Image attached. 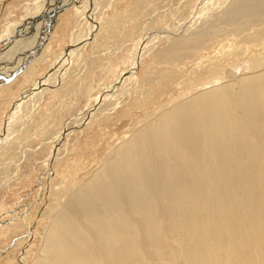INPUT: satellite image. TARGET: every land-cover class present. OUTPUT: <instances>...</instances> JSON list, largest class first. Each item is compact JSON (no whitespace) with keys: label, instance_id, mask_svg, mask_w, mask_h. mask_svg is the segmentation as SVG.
Instances as JSON below:
<instances>
[{"label":"bare ground","instance_id":"6f19581e","mask_svg":"<svg viewBox=\"0 0 264 264\" xmlns=\"http://www.w3.org/2000/svg\"><path fill=\"white\" fill-rule=\"evenodd\" d=\"M150 1L119 9V0H0V98L35 77L33 68L50 55L48 41L65 13L75 17L76 28L89 20L85 34H71L68 57L83 42L95 55L109 49L112 38L122 45L128 34L124 23L136 21ZM216 2L181 3L173 11L176 21L159 35L164 44L147 61L144 48L125 61L135 86L132 106L144 112L92 164L75 145L66 151L73 157L60 165L62 140L89 122L110 121L106 111L114 101L105 93L92 84L64 131L55 127L45 136L36 125L41 113L31 115L29 106L19 113L23 98L17 101L0 133V167L5 163L7 169V162L13 170L0 172L2 189L28 179L29 157L46 156L37 197L42 208L36 216L27 210L12 225L6 222L8 231L29 230L10 255L21 251L16 246L35 242L38 232L34 257L22 251L18 264H264V0ZM18 7H24L23 15L10 18ZM109 51L104 66L117 72L118 55ZM142 62L144 70L135 74ZM68 63L60 64V73ZM54 66L53 61L50 69ZM60 79L49 87H43L48 79L36 81L43 88L36 102L48 91L59 98L68 91V82Z\"/></svg>","mask_w":264,"mask_h":264},{"label":"rangeland","instance_id":"374dc122","mask_svg":"<svg viewBox=\"0 0 264 264\" xmlns=\"http://www.w3.org/2000/svg\"><path fill=\"white\" fill-rule=\"evenodd\" d=\"M119 1L123 5H121V7L120 8L118 7V8L122 9V8H125L128 4L132 5L133 3H135L134 4L135 6H138V3L140 0H131V1L130 0H119ZM127 1H128V3H126ZM185 1L186 0H176V4H175V0L174 1L173 0H153V1H150V4L147 7H145L144 10L142 9L143 11L139 10V12H140L138 14L139 18H137L136 21L133 20L135 17H132L133 19L132 18L129 20L127 19L126 23H124V24H127V26H126L127 31L126 32H128V34L126 33L127 35L124 36L126 41L122 45L115 46L113 44V41L116 40V38L115 39L112 38L113 40L110 39V40H112V43L107 44V48H109V49L102 50L99 54L95 53V55H94L92 52V49L90 48L91 44L88 43V45L85 44L86 45L85 46L83 44L87 43V42H83V44L78 46V48H77L78 52H77V54L75 53L76 56L73 54V55H71L70 58L68 57V54L66 53L65 50L67 48L66 46L71 43V34H73V31H75V30H77V32H79V33L82 32V34H85L86 32L83 33V30L85 31V29H86V31H88L87 27L89 26V23H88L89 20L86 21L85 19H82V21L80 22L81 26L79 24V27L76 28L75 17H73V15L69 12L65 13L63 16L60 17V25L57 27L54 34L51 35V38L48 41V44L50 45L49 50L51 51L50 55L45 57L44 60L38 61L37 62L38 64H36V66L33 68V70L37 69L36 70L37 72L34 73L35 77L33 79L32 78L29 79V81H26V83L23 85L22 88H20V89L18 88L17 90L15 89L13 91H10L11 93L9 95H11V97L7 96L6 98H0V133L2 132L3 127H5L6 123L9 122V120H11V117L13 115V111L15 110L14 108H15V106H17L16 105L17 101L20 100L21 98H23V105H22L23 107H22V109L18 108V110H21L19 113H22V114L26 113L27 112L26 108L28 106L31 108V112L33 113L31 115H34L38 112L41 113L40 115L38 113L36 116V120L38 119V116H39V119L37 120L36 125H40V127H38V128H39V130H43V135L49 134V131H54L55 127L57 129H59V127L60 128L64 127L62 130V131H64V129L66 128V125H68V123L74 119L73 115L75 117L74 111H75V108L77 107V105L79 106V105L85 104V98L84 97L86 96V93H88L89 88L93 84V85H95V86H92L93 88L94 87H95V89L99 88L98 94H101V93L104 94L105 93L103 96L107 98V101H109V100H111L112 102L114 101L113 106L109 107L110 110L106 111V114L108 113L109 114L108 116L111 119L108 122L106 121L104 125H99L96 122H91V123L89 122L88 126H85V127L83 126V128L82 129L79 128V130L77 129V131H75V133L72 132V134L66 138L64 136L63 137L64 140H62L63 143L61 142L64 146L62 147L63 151H62V155L60 157V159L62 158L61 159L62 162L60 163V165H62L65 158H67L68 156L73 157V155H68V153L70 154V152H71V147H72V149L74 148V150L76 147L78 152H79V149L82 148L83 152H84L83 153L84 158H86L87 159L86 161H90V163L92 164V161H93L92 159L94 157L96 159L100 158L105 153V151L113 144L114 139L117 136L122 135V133L132 125L134 120L139 119L141 117V114L144 112V110H142V107L135 106V105L132 106V101H133V98L135 96L134 95L135 93L133 92L135 90V86H133V84H132L133 82L130 83L131 80L129 79V77L127 75L128 73H126L129 70V67L125 68L126 66H128V64H126L125 61H127L130 58L129 57L130 55L133 54V55H135L134 57H136V55H138L140 52L141 53H142V51L144 52V49H145V51L147 49H149V52H151V53L150 54H149V52L145 53V55H144L145 57L144 58L142 57L144 61L145 60L147 61L150 58V55L152 54V52L158 46H161L162 44H164L165 41H163V40L165 38L164 39L159 38V35H161L163 33L162 29L167 27L166 25L168 22H170V20L174 21V22L176 21V19H175L176 15H173V11H175L177 6H179L181 3H184ZM200 1H202V0H200ZM200 1L197 0L198 3ZM217 3H218V0L215 3V6H217ZM141 8H142V6H141ZM23 9H24V7L21 9H20V7H18L17 10H19L18 11L19 13L16 14V16H13L15 12L10 13L12 15L9 17L10 18L21 17L24 13ZM17 10H15V11H17ZM95 12H97V10H95ZM135 14H137V13H135ZM135 14H133V16H135ZM66 23H68V24H66ZM44 29L45 28L43 27V30ZM117 29L121 30V32L123 31V28L119 27ZM129 33H132V34H129ZM121 35H122V33L117 34V38H119L118 40H120ZM152 39L154 41H152ZM156 42H157V44H156ZM219 44H220V42L216 43V45H217L216 47H219L220 46ZM81 46H84V47H81ZM112 49L115 50V56L118 55L117 57L114 58V62H113L114 66L118 65V67H119L117 69V72L114 69H113L114 71L112 69L111 70L107 69L108 61H109L108 60L109 58H107L108 57L107 53L110 52L109 50H112ZM119 49H121V50H119ZM134 51H136V52H134ZM62 52L63 53L65 52L64 56H63V57L66 56L65 58L62 57V55H63ZM137 52H139V53H137ZM59 54H61L60 56L62 58L60 56L58 57ZM101 58H103V59H101ZM95 59L98 61H96ZM99 59H101L103 61H101ZM53 61L56 65V66H54V68L55 67L56 68L51 70L50 64ZM64 62H69L68 66L66 68V71H62L60 73L59 72L60 71L59 66H61ZM105 64L107 65L106 68H105V66H106ZM72 65L74 68H72ZM142 65H143V62H142V64L140 63L138 69H135L138 72V73L136 72L135 74H140L141 70L142 69L144 70V68H142ZM69 66H71V68ZM148 66H147V68H145V71H147L149 69ZM68 67H69V69H68ZM57 69H58V71H56ZM119 69H121V70H119ZM107 70H109V71L107 72ZM64 72H66V73H64ZM120 72H122V74ZM72 73H74V75ZM105 73H106V75H104ZM107 73H108V75H107ZM65 74L67 77L65 76ZM40 79H43V80L48 79L44 83L43 87H49L57 79L63 80V82H68L69 90L65 91L60 98L58 96H54L53 93L52 94L48 93V92H50V91H48V92L42 94L43 99L41 98V101L38 103V102H36L37 98L39 96L37 93L41 94V90L43 88H40L41 90L37 89L38 87H35L34 84L36 81H38ZM50 81L52 83H50ZM57 83H55V84L57 85ZM74 86H76L75 87L76 90L73 88ZM168 87L170 88V86H168ZM32 88H34L33 91H32ZM26 89H27V92H25V94L22 95V93ZM95 91H97V90H95ZM174 94H177V91L174 90ZM24 95L26 97H23ZM34 95L37 97H35ZM131 95H132V97H130ZM33 96H34V98H33ZM130 101H131V103H130ZM25 102H27V103L25 104ZM35 102L37 104H35ZM64 105H66V107ZM32 106H33V108H32ZM112 108H114V109H112ZM43 114L45 115V117ZM43 117H44V119H43ZM94 117H96V116H94ZM94 117H93V119H94ZM56 118L57 119L60 118V119H58V121H57ZM54 121H55V123H53ZM42 122H43V124H42ZM36 125L34 127L35 130L32 129L33 134H34V132L38 131V130L36 131ZM51 128H53V130ZM84 129H86V130L84 131ZM66 140H69V141H66ZM78 144L79 145L81 144L80 148H79ZM86 144L89 146H87ZM66 145H67V147H66ZM85 146H87V147H85ZM45 157L46 156H42L41 158L38 157L36 159L33 158V156L29 157L30 160H27L25 163V168H27L26 173L29 174V176H27V178H28L27 180H25V179L23 180L22 179L23 177L16 179L15 181H13V184L8 189H2V187L0 186V220L3 221L5 219L4 223L0 221L1 222L0 223V229L3 228V229H1L2 233L0 236V264H13V262H14V264H18V260L20 258L19 254H22L23 252L25 253L26 251H28V254H33V257H34L35 253L37 252L38 232H36L37 238H35V240H36L35 242H33L31 245H28L27 242H25L23 240V242H25V245L23 244L20 247L16 246L17 248H20L21 251L16 256L12 255V253L10 255L9 251L12 250V248L14 247V245L17 243L18 240L20 241L22 239V237H25V236L27 237L29 230H27L28 228L24 229L22 227L21 228L23 231V233H22L21 229L17 230L15 228H13V230L10 229L8 231V229H5V228H6V226H8V224L6 223L7 221L9 223V225H12V224H10V222L19 221V219H21L20 215L26 214L27 210L29 212L32 211L33 212L32 214H34L36 216V213H38V211L42 208L41 207L42 206L41 199L37 198V197H40V196H38L40 193V190H38V189L40 188V185H39V183H40L39 181L41 180L40 174L43 173V171L45 172V168H44ZM3 165H4V167H3ZM3 165L0 167V172L2 174H9L13 171V170H11L12 165L7 164V162H6L7 169L5 168V163ZM8 167H9V169H8ZM2 169L3 170L5 169L7 171H5V170L3 171ZM53 181H51V182H53ZM51 182H49V183H51ZM37 199H40V201ZM11 208H13V209H11ZM10 209L15 210V214H11V213L8 214V211L9 212L11 211ZM26 217L28 218L29 215H26ZM36 219L39 220L38 217ZM37 226L38 227L36 230L39 231V223L37 224ZM14 229L16 230V232L14 231ZM19 232L21 234H19ZM16 233H17L18 237L14 235ZM23 242H21V244ZM17 248H16V250H17ZM15 253H16V251H15Z\"/></svg>","mask_w":264,"mask_h":264}]
</instances>
